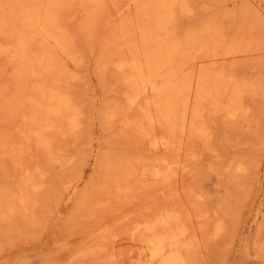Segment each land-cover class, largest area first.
I'll list each match as a JSON object with an SVG mask.
<instances>
[{"label":"rangeland","instance_id":"1","mask_svg":"<svg viewBox=\"0 0 264 264\" xmlns=\"http://www.w3.org/2000/svg\"><path fill=\"white\" fill-rule=\"evenodd\" d=\"M74 1L79 5L81 1L86 2L87 9L92 10L91 15H96L97 18L92 19L91 23V20L83 17L80 12L74 22L69 21L70 17L67 18L69 22L66 21L67 15L75 13L77 8L79 10V5ZM74 1L0 0V46L4 45L10 51H17V55L23 54L17 48V41L13 40L19 35L29 38L30 33L35 30L33 26H39L41 19L43 20L40 16L46 6L53 5L55 11H59L57 12L59 16L56 13L57 17L55 18V21L57 19V23L55 22L57 28L61 27L62 30L65 28L70 39L74 41V56L72 58L75 61L72 59L74 62L69 60L68 63L72 72L77 74V80L73 83L74 87L72 86V100L77 104L75 109H78H76L78 127L76 135H67L56 139L49 149L37 148L33 145L30 147L20 145L23 142L22 136L25 137L24 128L26 127V125H22L25 122L20 117L22 112L27 111L28 106H32L31 104L34 103L33 100L28 101L27 98L36 99V95L39 93L38 89L43 92L48 91L50 81L37 76L42 74L40 70H37L38 66L37 68L31 67L27 63V67L19 70L16 67V60H14L16 56H12L9 61L0 56L4 59H0L2 64H0V209L7 207L8 202L9 205L12 202L10 206L13 207L21 203L16 194L19 191V184L22 182L21 178L25 180L24 175L27 177L26 181L30 183H28L29 186L37 187V192L28 190L27 218L14 213L10 215V211L4 213L9 215L0 223V264H127L131 261L128 256H117L116 260L115 257L111 259L112 240L119 239L117 241L125 242L130 239L133 240L130 241V244H134V241H137L139 237L145 236L142 234V231L145 232V226L152 224L154 218L157 219L158 214L163 211V213L167 211L176 213L172 220L175 222L171 224L175 229L184 226L189 230L190 233L186 235V240H191V248L185 252V256L190 262L194 261L193 264H264V250L254 252L259 228L264 222V0H185L174 7L175 13L167 27L168 30L171 28L175 30L177 37L184 40L187 47L189 46L188 52H191V55L194 54L192 61L196 59L203 65H207L206 56L215 51V45L228 47L222 59V66L219 65L216 68L217 65H213L216 68V73L218 72L214 73L216 74L214 82L219 84L221 81L224 83L230 81L231 84L224 92H221L222 90L216 91L214 87H209L212 85L211 79L205 83L198 82L196 89L201 91L200 94L206 91L208 96H211L204 106L212 102V97L225 98L227 103L236 88H244L242 103L248 108V119L232 121L221 115L216 116L210 111H203L204 107L201 106V101L196 100L195 120L192 115L194 113L187 109L180 111L185 93L174 95L173 92L172 94L168 93L170 91H152L150 92V108H152L153 119L150 120L151 123L147 130L150 137H148L149 139L144 138L146 142L136 134V130L133 128L135 133L126 132L118 120L124 111L127 119L130 116V120H135L136 117L141 120L142 116L137 112L141 110V103L144 101L143 99L137 101L136 98L132 102L128 101L126 95L129 86L125 87L128 82L125 80L123 70H116V67L110 64L116 59L112 50L115 49L119 40L117 37H112V34L118 32V29L112 28L113 30H111L109 25L104 24L106 20L105 8L102 9L96 0ZM122 1L111 0V3L120 4ZM156 2V0H145V2L144 0H134L130 10L124 13L122 29L125 36L129 38L128 43L132 44L146 38L147 27L152 25L151 20H154L152 18L154 10L152 11V9ZM68 4L72 7L70 8ZM61 5L65 7L62 9L64 13L59 9L63 8ZM33 7L35 10L32 9ZM24 12H26L25 15H28L27 18H24L27 22L21 18L26 17ZM22 14L23 16H21ZM5 19L8 20V25ZM29 21H35V25ZM13 23L17 26L20 25L22 29ZM28 30L31 32L29 33ZM12 35L15 37L14 39H12ZM133 35L135 37L130 40ZM3 36L5 37L3 38ZM208 37L209 39H207ZM36 43L38 41H27L24 56L30 57L34 52L41 55ZM30 49L32 50L30 51ZM12 58L14 62H10ZM179 58L177 53L174 54L173 65L178 63ZM182 59L186 60L187 56L181 57ZM192 67L194 66L192 65ZM118 72L120 79L116 78ZM13 73L16 77L13 76ZM122 77L127 83L122 82ZM15 79L19 81H15ZM14 81L17 82V85L19 84V89ZM252 85H257L256 92L250 91ZM196 95H198L197 91ZM124 97L127 100L123 101ZM9 99L11 100L9 101ZM9 102L16 106L12 103L13 106L9 105ZM17 105H20L18 111L15 109L18 107ZM135 106L138 110L135 109ZM208 108L210 107L208 106ZM21 109L23 110L21 111ZM155 109L156 111H154ZM109 113H113V116L116 115L115 122L107 120ZM161 113L162 115L165 113L164 119ZM131 114H135V116ZM193 120L196 121V125L200 124L207 132L205 135H196V142L203 140L208 147V151L198 160L190 157V153L186 151L187 146H185L192 143L186 137L190 136L191 124L188 123ZM181 123H185L182 130H180ZM171 131H173V139H171L172 135H170V139L168 138ZM171 140L173 141L171 142ZM139 141L142 144L137 146ZM10 144L13 145V148ZM147 144L151 146L152 150L149 157H145L148 155L145 153ZM22 147L24 148L22 149ZM163 151L169 158L178 157L177 159L184 171L186 170V174L179 182L170 186L168 193L161 196L160 191L154 190L158 180L153 173L151 160L164 155ZM12 153L15 155L14 157L16 155L19 157V162L23 164L22 167L27 172L23 171L21 165L17 166L18 159L15 158L17 160L14 159L15 162L11 157ZM104 158L112 160L110 163L115 166L106 172L105 178H102L104 174L101 167L105 164V161L103 163ZM228 162H238L245 168V171L239 175L227 173L223 166ZM124 174H127L129 180V182H125L126 185L124 181L128 180ZM167 182H163V186L167 187L172 183V181ZM12 190L17 192L13 193ZM83 192H87V194ZM83 195L85 197L81 198ZM122 199L125 200L122 202ZM13 200L17 203H13ZM127 200L128 202H126ZM80 202L85 205L86 209L91 208V205L103 208L100 210L102 213L98 212L99 214L96 216L92 213L83 214L84 208L78 207ZM121 202L125 205H121ZM4 204L6 205L4 206ZM113 206H117L118 215L116 211L113 212V219L109 220L107 213L109 207ZM20 207L19 204L18 208ZM200 210L204 212H199ZM74 212L77 213V217H74ZM200 213L202 215L199 217ZM123 214V218L120 217ZM207 216L208 218L212 217L209 224H206ZM79 217L83 218L79 219ZM220 221L222 224L219 227ZM198 222L201 225L206 224L207 228L204 229L206 234L198 229V225H200ZM171 225L166 226L172 229ZM216 226L219 227L218 230L220 229L218 237L214 235L212 237L211 233L207 235L209 230L213 233ZM156 230V232L159 231V226ZM105 231H108L110 235L108 232L107 235ZM100 236L101 238H99ZM88 239L91 241L89 242ZM87 243L88 245H86ZM91 245L94 246V250ZM135 245L137 244L135 243Z\"/></svg>","mask_w":264,"mask_h":264},{"label":"bare ground","instance_id":"2","mask_svg":"<svg viewBox=\"0 0 264 264\" xmlns=\"http://www.w3.org/2000/svg\"><path fill=\"white\" fill-rule=\"evenodd\" d=\"M67 1H69V0H67ZM70 1L72 2V0H70ZM96 1L98 2L99 5H101L102 9L105 8L106 20H105L104 24L105 25H109V28H111V30H113L112 28L118 29V32L112 34V37H115V38L117 37V39L119 41H118V44L115 47V49L112 50L114 52V54H115V58L116 59L113 62L111 61L110 64L114 65L116 67V70L117 69L118 70L120 69L121 71L123 70L125 80L128 82V85L126 84L125 87L129 86V91H128V94L126 95L128 101L132 102L135 98L137 99V101L140 100V99L144 100L143 103H141V110L137 112L138 114L140 113V115L142 116L141 120H139L140 118H138V117H136L138 120L137 119H135V120L131 119L130 120V116H129V118H128L129 121H128L127 116L125 115V111L122 113L123 114V115H121L122 117H118V120L121 123V127H123V129H125L126 132L132 134V132H134L132 130V128H133L134 130H136V134L141 139H144L145 137H147V138L150 137V135L147 133V130H148V125L151 123L150 120L153 119L152 112H151L152 108H150L151 107L150 106V104H151L150 103V99H151L150 98V92H152V91H158V92H160V91L161 92L170 91L168 93L172 94V92H173L174 95H176V94L180 95V94H184L185 93L183 95L184 97L182 99L183 106L180 109V111L184 110V109H187L191 113H194L192 115H194L195 120H196V117H195L196 100L201 101L200 102L201 106L204 107L203 111H210L211 113L216 114V116L221 115V116H224L226 119H230L232 121H237V120L239 121L240 119H243V120H247L248 119V108L242 103V101H243L242 92L245 90L244 88H236L234 90L232 96L227 100V103L224 100L225 98L217 99V98H213L212 97V99H211L212 102L208 103V105L204 106V103L207 102L208 101L207 99L209 97H211V96H208V92H206V91L203 94H200L201 91H199V89H196V85H197L198 82H204L205 83V82H208L209 79H211L210 83H212V85H209V87H211V86L214 87L216 91L222 90L221 92H224V90L227 87H229V85L231 84L230 81H226L225 83L221 81L222 83L220 82L219 84L217 82H214L215 75L218 73V72L216 73V68L219 67V65H221V63L223 61L222 59H223L224 54H225V50L228 47L226 46L227 48H225V47H223V45L222 46L221 45H215L216 46L214 48L215 51L212 54L206 56L207 60H208V64L207 65H203L200 61H196V59L194 61H192L194 59V54L191 55V52H188L189 46L187 47L186 44H185V41L177 37V33L175 32V30H173L172 28L170 30H168V27H167L168 22L171 21V19L173 17V14L175 13L174 12V7L178 3L185 2V0H156L157 2L155 3V5L153 6V9H152V11L154 10L153 15H152V18H154V20H151L152 21V25L147 27L146 31H148V34H147L146 38L144 40L136 41V42H134L132 44L127 42L129 38L126 37L125 33L123 32V29H122L123 20L125 18L123 20H122V18L124 16V13L130 10L131 4L134 3V0H123L120 4H115V3L112 4L111 0H96ZM144 2H145V0H144ZM48 3H49V1H48ZM59 3H60V1H59ZM80 3L81 4L79 5L78 2L77 3L75 2V4L79 5V6L77 5L79 7V10L77 8L78 11L76 10L77 12L75 11V13H72L70 16L69 15H67V16L65 15L66 16V21H68L67 18L70 17L69 21L74 22L78 18V13L81 12L83 14V17L84 16L87 17L88 19L91 20V23H92V19H96L97 16L96 15H94V16L91 15L90 12H92V10L91 9H87L86 2H84V1L82 2L81 1ZM141 3H143V2H141ZM70 4H68L69 7H70ZM75 4H73V6H75ZM55 5H56V3H55ZM57 5H58V3H57ZM61 6L63 7L64 5H61ZM182 6H184V5H182ZM69 7H67V8H69ZM34 8L35 7H33L32 9H34ZM64 8L65 7L59 8V9L62 10ZM70 8H69V10H70ZM26 9H27V7H26ZM55 10L56 9H55V7L53 5L52 6H46V8L44 10H42V13H41L40 17L43 18V20L41 19V23H42V21H43V23L42 24L40 23L39 26H37V25L33 26L34 29H35L33 32L28 30L29 33L31 32L29 38H26V36L24 37V36H20L19 35V37H16V39H14L15 37H13V35H12V37H13L12 39H14L13 41H15V40L17 41V48L19 49V51L22 52L23 55H17L16 54L17 51H15V52L14 51H10L6 47H4V45L0 46V56L5 58V59H7V61H9L12 56H16V58L14 57V60H16L17 64L16 63H14V64L17 65L16 67L19 70L27 67L26 66L27 63L31 67L35 66L37 68V66H38L39 68H37V70H40V72H42V74L41 75H37V76H41L44 79L47 78V80L50 81L49 82V87L51 89L49 88V90L45 91V92L41 91V89H38L39 93H37V95H36L37 97L35 96L36 99H30L31 97L27 98L28 101L33 100L34 103L31 104L32 106H28L27 111L22 112V115L20 117V119L22 118L24 120V121L23 120L22 121L25 122V124L22 123V125H24V126L26 125V127L24 128L25 137L22 136L23 142L22 143L20 142L21 143L20 145H24L26 147H30V146L33 145L34 147H37V148L49 149L50 147H52V142L55 141L56 139H59L60 137H64V136H67V135H69V136L70 135H76V133L78 132L77 131L78 127H77V123H76V120H77L76 109L77 108L75 109V105H77V104H75V102L72 100L73 99V97H72V95H73L72 86H73V83L77 80V78H76L77 74L75 75L73 73L74 71L72 72V69L70 68V65L68 63L69 60H71V61L74 60L72 58V56H74V51H73L74 50V47H73V42L74 41H73V39H70V37L68 36L69 33H67L64 30L65 29L64 27H63L64 28L63 30L61 29V27L57 28V25H56L57 19L55 21V18L57 17L56 15L58 14L57 12H59V11L56 12ZM29 11H31V10H29ZM62 12H63V10H62ZM25 13L26 12H24V15H25ZM60 15H62V14H60ZM21 16H23V14ZM25 16L26 17L23 16L21 18L22 19L27 18L28 15H25ZM58 16H59V14H58ZM2 17H4V16H2ZM13 17H15V16H13ZM31 18L33 20V17H31ZM35 18H34V20H35ZM61 18H59V19H61ZM14 20L16 21L17 19H14ZM29 20H30V18H29ZM249 20H250V18H249ZM7 21L8 20H6V23H7ZM15 21L12 20V22H15ZM23 21H25V19ZM35 21H31V22L29 21V22L32 24V22L34 23ZM22 22H20V23L22 24ZM25 22H27V21H25ZM220 22H222V21H220ZM252 22H254V21H252ZM15 23H17V22H15ZM15 23H13V24L16 25ZM36 24H37V22H36ZM7 25H8V23H7ZM14 25H12V26L14 27ZM33 25H35V23ZM12 26H11V28H13ZM59 26H61V25L59 24ZM16 27L19 28L20 25H18V26L16 25ZM209 27H211V26H209ZM15 29H17V28H15ZM84 29H86V28H84ZM86 30H89V29H86ZM24 33H27V32H24ZM29 33H27V35ZM5 34H7V33H5ZM215 36H213V37H215ZM4 37L5 36H3V38ZM134 37L135 36L133 35L130 38V40H132ZM207 39H209V37ZM207 39H205V40L207 41ZM218 39H220V38H218ZM27 41L28 42L29 41H32V42H37L38 41V43H36V44L39 46V50L41 52L40 56L36 52L31 54L30 57L24 56V54H25L24 50L26 49ZM31 50L32 49H30V51ZM202 52H203V49H202ZM176 53L180 57L178 59V63L176 64L177 66L173 65V57H174V54H176ZM183 56H187V59L186 60H184V59L181 60V57H183ZM3 58H0V59L4 60ZM14 60L12 58V60L10 62H12V61L14 62ZM76 64H78V63L76 62ZM214 64L217 65L216 68L213 66ZM6 65H8V64H6ZM192 65L194 67H192ZM196 65H197V68H196ZM229 66H230V64H229ZM119 72L116 73V74H118L117 77H116V74H115V77L118 78V79H120ZM11 73H7V74L10 75ZM16 73H17V71H16ZM214 73H216V74H214ZM13 76H15V74ZM28 76H29V73H28ZM18 78L20 79L19 76H18ZM16 80L17 79H15V81ZM121 80H122V82L125 81V80H123V77L121 78ZM15 81H14L15 85L18 86L19 84L17 85L16 84L17 82H15ZM17 81H19V80H17ZM126 81H125V83H127ZM8 82L10 83V80ZM210 83H208V84H210ZM46 84H47V82H46ZM256 86L257 85L250 86V91L251 92H256V90H257ZM17 88L19 89V86ZM15 89H16V87H15ZM24 89H25V87H24ZM259 89H261V88H259ZM51 90H52V92H51ZM124 90H126V89L124 88ZM196 91H197L198 95H196ZM19 92H21V91L19 90ZM24 92H26V90H24ZM165 95H167V94H165ZM25 96L27 97L28 95H25ZM157 96L159 97V95H157ZM205 96H207V97H205ZM9 97L11 98V96H9ZM161 97L164 100L163 95ZM23 99H24V97H23ZM127 99L125 98V99H122V100L125 101ZM167 99H169V98L167 97ZM10 100L11 99H9V101ZM25 100L26 99H24V101ZM156 100L158 101V99H156ZM15 101H14V103H16ZM17 101H19V100H17ZM28 101L26 102L27 104H28ZM137 101H135V102H137ZM5 102H8V100H5ZM19 102H21V101H19ZM11 103L12 102H9V105ZM14 103H12V104L14 105ZM17 104H18V102H17ZM7 105H8V103H7ZM20 105H21V103H20ZM24 105H26V104H24ZM14 106H16V105H14ZM19 106L15 107V109L17 111L19 109ZM208 106L210 108H208ZM168 107H169V105H168ZM136 108L137 107L135 106V109ZM1 109H2V107H1ZM126 109H127V106H126ZM22 110L23 109H21V111ZM136 110H138V109H136ZM3 111H4V109H3ZM117 111L119 113L120 110L118 109ZM154 111H156V109ZM1 112H2V110H1ZM15 113H16V111H15ZM20 113L21 112L19 111V114ZM118 113L116 112V115ZM164 114L162 115V113H161V115L163 116V119H164ZM116 115L113 116V113H109L108 116H107V120L109 119L110 121H114L115 122ZM133 115L135 116V114H133ZM156 115H157V113H156ZM131 118H133V117H131ZM167 119L170 120L169 118H167ZM167 122H169V121H167ZM167 122H166V124H167ZM188 124H191L190 134H189L190 136H188L186 138L189 139L190 141H192V143H189V144L185 145V146H187V148H186L187 150L186 151L188 153H190V155H191L190 157L191 158L194 157V158H196L198 160L199 157L202 158V155L205 152L208 151V147H207L206 142L203 141V140H200V141L196 142V135H199V134L200 135H205L207 132L204 131L203 127L200 124L196 125V121H194V120L192 122L188 123ZM184 125H185V123H181L180 130L183 129ZM17 127H15V128H17ZM9 132L11 133V131H9ZM172 132L173 131H171V133L169 132L170 134L168 135V138L170 137V135H172L171 139H173L174 136H173ZM130 134H129V136H130ZM11 135H12V133H11ZM20 135H21V133H20ZM3 137H5V136H3ZM130 139L132 140V138H130ZM8 141H9V139H8ZM172 141L173 140H171V142ZM2 142L5 144L4 141H2ZM139 142L136 144L137 146H138V144H142L141 141H139ZM145 142H146V140H145ZM11 147L13 148V145H11ZM181 147H182V145H181ZM23 148L24 147H22V149ZM163 148H165V147H163ZM6 150H7V148H6ZM151 151H152L151 150V146L148 145V147L145 149V153H147L148 155L145 156V157H149ZM163 154H164V151H163ZM14 156L15 155L12 153L11 157H13L12 158L13 160L15 158H17V159L19 158V157H17V155H16V157H14ZM207 157H209V156H207ZM177 158H173V157L169 158V157H167L164 154V155H162L160 157L152 158V160H151V164H152V167H153V173H154V175L156 176V178L158 180L157 181L158 185H157V183H155V189L154 190L155 191H160V195L161 196H163V194L165 195V193H168L170 186L173 185V183H176L177 181L179 182L183 178V175L186 174V172H185L186 170L184 171V168L179 163ZM20 159L22 160V158H20ZM140 159H141V156H140ZM203 159L205 160L206 158H203ZM104 161H105V164L103 165V167H101L102 171H103V174H104V175H102V178H105L106 175H107L106 172L115 166L112 163H110V162H112V160H110V159L107 160V158H104L103 159V163H104ZM206 161H208V160L206 159ZM18 162H19V159H18ZM18 162L16 163V164H18L17 166L19 167V165H21V168H23L22 167L23 164L20 163V162L18 163ZM185 164L187 165V163H185ZM13 165H15V164H13ZM190 166H191V164H190ZM126 167H127V165H126ZM146 167H148V166H146ZM128 168H130V167H128ZM223 168L225 169V171L227 173H232L233 175H239L240 173H243L245 171V168L241 164H239L238 162L237 163L236 162H228L227 164H224ZM99 169H100V166H99ZM23 171L24 172L26 171L25 168H23ZM124 175H125L124 177L126 178V180H128V177L126 176L127 174H124ZM24 177H25V180H22V178H21L22 182L19 181L20 182L19 191L18 192L17 191L14 192V190H12L13 193L17 192L16 195L18 196V201L21 202V203H19V202L18 203L21 205V207L18 208L19 204H17L14 207L10 206V205H12V202H11L10 205H9V202H8L7 207H4L3 209H0V223H2V221L5 220L6 216L8 217L9 214L5 215L6 211L7 212L10 211V215H12V213H14L16 215L18 214V215H20V216H22L24 218H27V216H28V206H26V204H27L28 196H29L28 192L29 191L37 192V189H36L37 187L29 186L30 183L28 181H26L27 177L25 175H24ZM122 177H121V180H122ZM130 177H131V175H130ZM29 178H31V177L29 176ZM119 178H118V180H119ZM114 180H115V178H114ZM167 181H172V183L169 186H167L168 188L166 186H163V184H162L163 182L168 183ZM92 182H94V181H92ZM120 182H123V181H120ZM125 182H129V180L128 181H124V184H125ZM166 185H168V184H166ZM130 186H132V185H130ZM177 187H178V185H177ZM117 188H116V190L120 193V191ZM130 189H132V188H130ZM15 190H17V189H15ZM165 190H166V192H165ZM127 191H128V189H127ZM188 192H190V191H188ZM8 193H10V192L8 191ZM83 193H85V192H83ZM85 194H87V192ZM12 195H15V194H12ZM122 195H124V194H122ZM10 196H11V194H10ZM112 196H114V194H112ZM127 196H129V195L127 194ZM83 197H85V195H83L81 198H83ZM95 197L97 198V196H95ZM109 197H111V196H109ZM31 198H32V196H31ZM112 199H113V197H112ZM125 199H122L121 201L123 202ZM194 199H196L195 196H194ZM115 200L118 201L117 199H115ZM122 202L120 203L121 205L124 204ZM126 202H128V200ZM13 203H17V201L16 202L14 201ZM89 203H92V202H89ZM129 203H127V204H129ZM81 204H82V206H81ZM5 205L6 204H4V206ZM84 206L85 205L82 202H80L78 207H81L83 209ZM116 207H114V206L113 207H109L108 213H107L106 210H104L108 214L107 217H109L108 218L109 220L113 217V215H114L113 212L116 211ZM81 208H78V209H81ZM121 208H123V207H121ZM124 208H126V207H124ZM162 208L164 209L165 207H162ZM101 209H103V208L93 207L91 205V208H89V209L87 208L86 209V207H85L83 209V214L84 213H88V214L92 213V214H94L96 216V215L99 214L98 212H101L100 211ZM166 210H168V209H166ZM80 211H82V210H80ZM155 211H156V209H155ZM201 211L202 210H200L199 212H201ZM123 212L125 213V211H123ZM163 212H160L158 214L159 216H158L157 219L154 218V221H153L152 224H150L149 226H145V232L142 231V234L145 235V236L144 237H139V239L137 241H134V244H130V241H133V240H130V239L126 240L125 242L117 241L119 239H116L114 241L112 240L111 243H113V246H112L111 251H110L111 254H112V255L110 254L111 259H113L115 257V260H116L117 256H120V257L128 256V258L129 257L131 258L130 259L131 261L129 263H127V264H193L194 261L190 262L188 259H186V256H185V252H188L190 250V248H191V240L190 241L186 240V235L188 233H190L189 230L186 229V227H184V226L183 227L181 226V228L178 227L177 229H175V227H173V225H171V224H174V222H175V221H172V220H174L173 217L176 215V213L171 212V211H167L165 213H163ZM202 212H204V211H202ZM74 213H75V215L73 214L74 217H77V213L76 212H74ZM116 213L118 215V211H116ZM121 213H122V211H121ZM80 214H82V212ZM201 215L202 214L200 213L199 217ZM123 216H124V214L121 215L120 217L123 218ZM7 217H6V219H7ZM97 217L99 218V216H97ZM71 218L72 217H70V219ZM80 218H83V217H79V219ZM84 219H82V220H84ZM115 219H116V217H115ZM210 219H212V217L208 218V216H207L206 224L210 223V221H211ZM9 220H10V218H9ZM72 220L73 219H71V221ZM200 222H198L200 224V225H198V229L201 230V232L203 233L204 229L207 228V227L205 226L206 224L201 225ZM69 224H71V223L69 222ZM157 224H159V225H157ZM219 224L218 225L220 227L221 224H222L221 221H220ZM109 225L111 227V224H109ZM166 225H171L172 229L167 228ZM158 226H159V231L156 232L157 231L156 229H157ZM219 227L216 226L214 228V230H213L214 231L213 233H212V231H210L208 229L209 233L207 232V235L210 234V233H211L212 237L219 235L220 234L219 233L220 229L218 230ZM81 229H83V228H81ZM117 229H118V227H117ZM259 229H260L259 230V235L257 237V240L255 241V248H256V250L254 251L255 253H257V250H258V252L264 250V222L262 223V225L260 226ZM104 230H106V229H104ZM84 231H85V229H84ZM105 232L107 234L108 231H105ZM89 234L91 235V233H89ZM101 234H102V228H101ZM112 234H114V233H112ZM147 234H149V235H147ZM204 234H206V232H204ZM109 235H110V233H109ZM102 236H104V235H102ZM108 237L111 238L110 236H108ZM90 238L91 237L89 236V239ZM99 238H101V236ZM89 239H88V241H89ZM210 239H212V238H210ZM92 241H94V240H92ZM103 241H105L104 238H103ZM102 242L101 243L99 242V244H102ZM135 243L137 245H135ZM89 244H91V243H89ZM86 245H88V243ZM95 245H96V243H95ZM82 247H83V245H82ZM92 247H93V250H94V246H92ZM148 252H149V254H148ZM90 255H92V254L90 253ZM94 255H95V253H94ZM263 259H264V256H263Z\"/></svg>","mask_w":264,"mask_h":264}]
</instances>
